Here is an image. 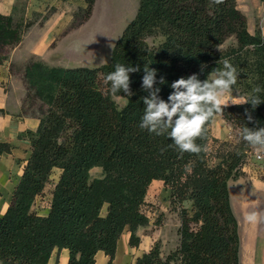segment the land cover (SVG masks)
Instances as JSON below:
<instances>
[{"label": "trees", "instance_id": "1", "mask_svg": "<svg viewBox=\"0 0 264 264\" xmlns=\"http://www.w3.org/2000/svg\"><path fill=\"white\" fill-rule=\"evenodd\" d=\"M86 2L90 14L96 0ZM230 33L237 36L240 50L220 56L215 48ZM22 34L12 15L0 13L1 48L18 43ZM158 34L164 40L150 46L147 37ZM225 59L237 71L245 70L247 76L240 84L246 96L256 86L264 89V37L249 31L235 0L219 5L213 0H140L110 62L93 68L49 66L40 60L27 65L26 79L47 110L36 130L19 134L30 141L31 155L0 216V263L47 264L55 248H67L68 264H96L100 250L108 255V264H114L126 229L129 244L139 246L137 230L150 222L143 209L146 195L152 182L161 180L170 189L172 202L191 200L194 211L180 209L177 249L163 257L156 242L135 264H241L239 222L229 181L239 177L251 147L240 136L233 149L223 151L220 161L212 163L219 147L227 145L212 135L213 119L205 138L196 141L207 148L199 155H181L167 133L157 136L140 128L145 111L142 97L148 95L141 86L144 67L157 69L155 86L167 101L172 82L192 74L210 80L211 73L223 69ZM118 64L140 68L130 74L134 95L116 94L126 98L122 108L110 92V83H105L106 90L100 85V76L105 80ZM259 95L264 99V91ZM246 109L264 127V103L255 110L250 103L230 105L222 113L226 117L237 113L241 132L257 126L247 121ZM11 151L9 142L0 141V154ZM94 167L102 168L100 176L92 177ZM55 169L61 174L50 211L40 215L33 206Z\"/></svg>", "mask_w": 264, "mask_h": 264}, {"label": "rangeland", "instance_id": "2", "mask_svg": "<svg viewBox=\"0 0 264 264\" xmlns=\"http://www.w3.org/2000/svg\"><path fill=\"white\" fill-rule=\"evenodd\" d=\"M139 3L140 0H96L89 14L86 0H12L11 3L9 2L12 7L11 15L14 18V25H18L23 34L18 43L4 48L0 47V59L2 61L9 59L14 51L27 56L26 51L29 52L30 50V41L32 40L31 44L34 45L42 36L47 38L45 45L48 47L47 51L42 53L44 59L33 53L30 56L28 53L29 57L23 66L18 68L22 75V81L0 83L6 97L12 102L13 109L17 110L21 117L36 116L39 119L47 110V106L37 97L26 79L25 65L27 67L32 61L40 60L49 66L73 64L70 67L85 66L91 68L110 62L114 46L126 26L135 18ZM235 4L246 17L249 31L252 34L259 32L264 37V0H235ZM70 10V18L67 16V19L69 18L71 21L65 28L66 17L62 16V13L64 15V11ZM146 40L150 46H157L164 40V37L158 34L149 36ZM73 43H75L76 50L70 52L68 46H73ZM62 45L68 49L60 50ZM239 48L240 43L237 36L230 33L215 50L218 55L224 56L232 49ZM237 72L239 77L234 86L233 99L237 96H246L245 86L240 83L244 81L247 74H245V70ZM212 74H210V79ZM100 85L106 90L105 80L102 76H100ZM13 86L18 87V89H13ZM113 98L119 108L126 104V98L122 96L115 95ZM220 114L224 115V113ZM237 116V113L230 114L228 117L224 115L230 136L228 135L227 139H221L226 141L227 145L219 147L220 150L212 158V163H218L220 161L218 155L223 151L233 149L239 143L240 126L236 120ZM210 131L214 136L211 126ZM257 155H261L262 160H258ZM239 173V177L231 180L233 185L235 180L243 182L246 186L255 183L264 186V151L251 147L239 168ZM101 174L102 168L100 167H94L91 170L92 177ZM57 176L58 172L55 170L51 176L50 185L45 188L42 197L48 198L47 195L51 194L52 183L54 184ZM43 201L46 203V199ZM262 205V212H264V204ZM182 207L186 208L190 214L194 211L191 200H186L182 204L172 202L171 191L163 181L159 180L150 185L143 207L150 218V222L137 230V234L141 238L139 244L141 250L145 248L150 250L156 242H159L161 254L165 257L177 249L180 244V209ZM105 212L106 209H103L102 213L105 214ZM262 222H264V218ZM253 241L252 238L243 244L244 252L247 255L246 263L248 264H251L253 256L257 258V251L264 253V249L253 247ZM258 246H261V242L258 243ZM263 259L257 264H263Z\"/></svg>", "mask_w": 264, "mask_h": 264}, {"label": "crops", "instance_id": "3", "mask_svg": "<svg viewBox=\"0 0 264 264\" xmlns=\"http://www.w3.org/2000/svg\"><path fill=\"white\" fill-rule=\"evenodd\" d=\"M11 1L12 0H0V13L4 15H11L12 7L9 4V2L11 3ZM70 14L71 10L64 11V15L62 13V16L66 17L64 22L65 28L70 24ZM67 16L69 17L68 19ZM46 40L47 38L42 36L37 42H35L34 45L31 44V40L29 44L30 50L29 52L26 51L27 56H24L22 53L18 54V52L14 51L9 59L7 58L6 60L0 62V83H17L22 81V75L20 74V70L18 68L20 66H23L27 57H29L28 53L30 56L33 53L44 59L45 57H43L42 53L47 51L48 49L47 45H45ZM74 45L75 43H73V46H68V48H70V52H75L76 49ZM68 48H65L62 45L60 47V50H66ZM71 65L73 64H61L56 65V67L73 68L70 67ZM14 88L18 89V87L16 86H13V89ZM0 109L3 110V112H0V141L9 142L12 146L11 153L0 154V216H2L6 212L11 202L15 187L22 176L23 167L31 155L30 141L28 139L20 138L19 134L20 132H23L27 129L36 130L39 126L40 119L36 116L21 117L17 110L13 109L12 102L9 101L8 97H6V94L4 93L1 86ZM211 127L214 136L218 139H227L228 135L230 136V131L226 127V120L224 118V115L222 114H217L213 118ZM55 170L58 172V176L55 179L54 184L52 183V191L61 174L60 169ZM51 179L52 177L50 178V180ZM231 180L229 181L231 205L234 214L239 222V233L241 239L240 260L241 264H248L246 263L247 255L243 249V244L246 240L248 241L249 239L253 238V247L262 248V250L264 249V222H262V219L264 218V212H262V204H264V186H260L256 183L251 186H246L243 182L235 180L233 185V180ZM157 181L159 180H154L153 182ZM48 185L50 184L48 183ZM48 185L46 186V188L48 187ZM47 196L48 198H44L42 197V195H40L36 199V202L33 206V208L40 215H47L50 211V200L52 197V192ZM44 199H46V203L43 201ZM253 211L259 213L260 220L258 223H250L246 219L247 215ZM129 238L130 232L129 229H126L118 241L116 256L113 261L114 264H135L138 257L149 251V249L146 248L141 250L140 245L137 247L131 246L129 244ZM259 242H261V246H258ZM260 255H262V253H259V251H257V258H254L253 256V258L251 259V264L260 263V261L264 258V253L262 256ZM108 261L109 257L105 254L104 251L100 250L97 252L96 264H108ZM68 262L69 250L67 248H55L47 264H68ZM262 263L264 264V261H262Z\"/></svg>", "mask_w": 264, "mask_h": 264}, {"label": "clouds", "instance_id": "4", "mask_svg": "<svg viewBox=\"0 0 264 264\" xmlns=\"http://www.w3.org/2000/svg\"><path fill=\"white\" fill-rule=\"evenodd\" d=\"M216 5L223 4L224 0H213ZM140 72L139 66H125L118 64L115 70L105 77V83H110V92L113 96L125 93L126 96L134 95L131 90V73ZM142 77V89L148 93L142 97L145 105L140 128L161 136L167 133L174 142L180 154L199 155L207 151L205 146L197 144L198 139H204L208 123L222 113L225 107L230 105L251 104L255 110L264 99L260 93L264 91L256 86L248 96L232 98L234 86L237 84L239 73L229 60H223V69L212 74V78L201 81L196 74L187 78H179L171 83L173 91L167 101L159 95L161 88L156 87L157 69L144 67ZM165 79L160 78L159 84L163 85ZM238 91V90H237ZM247 121L257 126L244 127L240 136L250 147L264 151V127H259V121L253 119L249 110H245ZM250 223H258L259 213L253 211L246 217Z\"/></svg>", "mask_w": 264, "mask_h": 264}, {"label": "built area", "instance_id": "5", "mask_svg": "<svg viewBox=\"0 0 264 264\" xmlns=\"http://www.w3.org/2000/svg\"><path fill=\"white\" fill-rule=\"evenodd\" d=\"M258 160H262L261 155H257Z\"/></svg>", "mask_w": 264, "mask_h": 264}, {"label": "bare ground", "instance_id": "6", "mask_svg": "<svg viewBox=\"0 0 264 264\" xmlns=\"http://www.w3.org/2000/svg\"><path fill=\"white\" fill-rule=\"evenodd\" d=\"M263 255V254H262ZM262 255H260V256H262ZM258 256V255H257Z\"/></svg>", "mask_w": 264, "mask_h": 264}]
</instances>
